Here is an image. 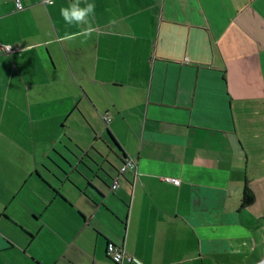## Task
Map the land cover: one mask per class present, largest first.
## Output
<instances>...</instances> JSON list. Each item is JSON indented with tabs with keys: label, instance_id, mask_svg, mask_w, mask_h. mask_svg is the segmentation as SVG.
I'll return each mask as SVG.
<instances>
[{
	"label": "crops",
	"instance_id": "crops-1",
	"mask_svg": "<svg viewBox=\"0 0 264 264\" xmlns=\"http://www.w3.org/2000/svg\"><path fill=\"white\" fill-rule=\"evenodd\" d=\"M18 1L0 0V264H114L108 242L141 264L264 259V0H88L86 42L61 39L86 27L71 0Z\"/></svg>",
	"mask_w": 264,
	"mask_h": 264
},
{
	"label": "clouds",
	"instance_id": "clouds-1",
	"mask_svg": "<svg viewBox=\"0 0 264 264\" xmlns=\"http://www.w3.org/2000/svg\"><path fill=\"white\" fill-rule=\"evenodd\" d=\"M47 5L55 4V0H44ZM95 4L84 0V6H81V0H71L67 7H61L59 10L60 16L67 25H79L82 27L80 31L72 34H65L61 39L74 40L76 38H82L81 42H86L91 38L93 28L90 24V18L95 16ZM11 49V45L7 46Z\"/></svg>",
	"mask_w": 264,
	"mask_h": 264
},
{
	"label": "built area",
	"instance_id": "built-area-1",
	"mask_svg": "<svg viewBox=\"0 0 264 264\" xmlns=\"http://www.w3.org/2000/svg\"><path fill=\"white\" fill-rule=\"evenodd\" d=\"M44 2V1H43ZM14 6L16 9H20L21 5L18 0H14ZM7 46L9 45H0V53L9 54L13 52L15 49L11 47L9 49ZM134 163L130 159L123 157L121 159V163L117 169L118 174L123 173L126 169H133ZM161 180L167 183H171L173 185L178 184V179L174 177L164 176L161 177ZM117 186L116 177L113 178L109 184V189L114 190ZM105 256L110 259L114 264H141L131 255L125 253V251L119 245H115L111 242L106 243L105 246Z\"/></svg>",
	"mask_w": 264,
	"mask_h": 264
},
{
	"label": "water",
	"instance_id": "water-1",
	"mask_svg": "<svg viewBox=\"0 0 264 264\" xmlns=\"http://www.w3.org/2000/svg\"><path fill=\"white\" fill-rule=\"evenodd\" d=\"M256 264H264V259H262L261 261H259L258 263Z\"/></svg>",
	"mask_w": 264,
	"mask_h": 264
}]
</instances>
